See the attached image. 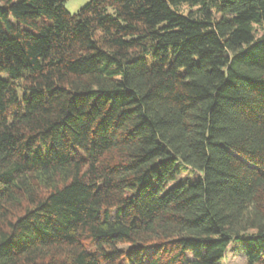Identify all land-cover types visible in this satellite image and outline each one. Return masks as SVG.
<instances>
[{
  "label": "trees",
  "instance_id": "16d2710c",
  "mask_svg": "<svg viewBox=\"0 0 264 264\" xmlns=\"http://www.w3.org/2000/svg\"><path fill=\"white\" fill-rule=\"evenodd\" d=\"M66 1L0 0V264H264V0Z\"/></svg>",
  "mask_w": 264,
  "mask_h": 264
},
{
  "label": "rangeland",
  "instance_id": "374dc122",
  "mask_svg": "<svg viewBox=\"0 0 264 264\" xmlns=\"http://www.w3.org/2000/svg\"><path fill=\"white\" fill-rule=\"evenodd\" d=\"M90 0H67L65 2L66 8L71 12H77L82 6L88 3ZM188 5H183L182 10L187 11ZM150 250L152 247L149 248ZM246 255L242 250L241 242H233L229 245V249L226 257L223 259L222 264H245Z\"/></svg>",
  "mask_w": 264,
  "mask_h": 264
}]
</instances>
